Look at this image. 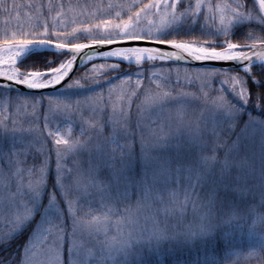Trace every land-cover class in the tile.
Instances as JSON below:
<instances>
[{"label":"snow or ice","instance_id":"snow-or-ice-1","mask_svg":"<svg viewBox=\"0 0 264 264\" xmlns=\"http://www.w3.org/2000/svg\"><path fill=\"white\" fill-rule=\"evenodd\" d=\"M117 7L115 15L104 9L89 14L69 31L64 19L57 23L64 10L57 0L47 5V15L39 6L27 28L0 40V66H7L0 67V102L8 111L15 105L26 118L44 111L42 134L47 133L45 142L51 139L46 151L33 147L39 141L0 144V216L14 217L12 231L0 235V247L24 236L21 253L0 257V264H32L35 241L42 249L40 264H157L145 259V249L158 251L170 238L159 226L161 211L182 212L189 202L194 209L198 203L206 207L199 230L191 235L210 246L215 229L204 221L213 208L256 206L257 196L258 207L264 208V119L252 115L255 108L264 116V0L257 14L260 35L245 34V28H254V17L251 11L245 15L243 0L219 24L214 18L209 23L207 14L201 20L205 5L200 0L108 5ZM133 78L135 88L126 91L123 86ZM114 81L120 82L115 100ZM154 82L160 90L152 88ZM216 84L220 92L210 118L202 112L174 132L161 124L158 112L187 104L189 96L211 98L205 90ZM186 88L197 91H180ZM141 96L144 101L133 109ZM83 104L91 115L73 139V128L60 125ZM48 112L64 120L50 128ZM8 119L0 121V135L18 131L17 120L12 118L10 127ZM250 130H259L258 141ZM69 156L71 167L66 166ZM258 219L264 223V215ZM113 228L116 234L109 236ZM90 248L94 254L86 251ZM260 251L264 254V235ZM197 264L220 261L208 254Z\"/></svg>","mask_w":264,"mask_h":264},{"label":"trees","instance_id":"trees-1","mask_svg":"<svg viewBox=\"0 0 264 264\" xmlns=\"http://www.w3.org/2000/svg\"><path fill=\"white\" fill-rule=\"evenodd\" d=\"M143 2L149 3L150 0H143ZM49 3L56 5L57 0H0V40H2L5 33L11 35L12 32L16 31L21 26L27 28L30 22L34 21L39 6H43L42 11L47 15V5ZM59 3L64 5L63 12L68 13L66 15V24L70 31L71 27L80 26L79 21L88 20L89 14L100 15V10L104 9L105 12L111 11L112 14L115 15V12L119 11V8L109 9L108 5L131 3V0H59ZM192 3L195 4L196 0H192ZM243 3H245L246 9L248 10H253V5L255 6V10H259L254 0H251V3H249L248 0H243ZM69 7L73 9L72 12L68 11ZM52 15L55 16V11L52 12ZM74 18L77 23H73ZM60 19H63L62 16L57 18L58 24ZM49 23H51L50 20ZM252 24L254 28L251 30L245 28V34L251 31L253 35H260V22L252 20ZM247 43H251V41H247ZM96 63L103 62L96 61ZM90 66L91 65H89V67ZM181 68H183V66H181ZM109 75L111 76L114 74L109 73ZM101 79H107V77L102 76ZM133 82H135L134 78ZM113 83L119 84V81H114ZM141 83L146 86L148 82L142 81ZM217 88L218 85L215 90H217ZM125 90L128 91L126 87ZM255 95H257V90H253V97H255ZM142 101L143 98L141 96L136 100L133 109H135L137 104H141ZM254 104L255 101L253 100V105ZM252 115L264 119V116H260L259 111L255 108H253ZM247 119L248 116L245 115L244 120ZM241 125H243V121ZM237 131H239V129H237ZM136 151L139 152L138 144L136 146ZM245 199L251 201L252 196L247 195ZM255 204L256 206L251 204L240 205L235 209L230 206H217L213 208L210 219L212 222H215L214 224L211 223L215 229L216 239L210 246L203 243L201 238H197L191 242L184 241L178 244L170 243L168 246L164 245L161 250L156 251V255L146 253L145 259L157 262V264H159V262H162V264H197V262L202 261L206 255L211 254L220 261V264H264V254H261L260 251V238L264 235V223H261L258 219L261 215H264V208L258 207V196L255 198ZM199 210L200 212H208V209L201 205ZM81 215H83V213H81ZM241 217H243V219H241ZM256 225H259L258 228L262 230L260 234L253 231ZM10 231L12 230H8L5 233ZM23 241L24 236H20L17 240L13 241L10 246L0 247V257L6 258L9 255L15 257L17 254H20L21 249L19 245L23 243ZM250 252H255V255L249 257Z\"/></svg>","mask_w":264,"mask_h":264},{"label":"rangeland","instance_id":"rangeland-1","mask_svg":"<svg viewBox=\"0 0 264 264\" xmlns=\"http://www.w3.org/2000/svg\"><path fill=\"white\" fill-rule=\"evenodd\" d=\"M197 2V0H196ZM200 2L202 4L205 5V8L203 9V11L201 13H199L201 20L203 21L205 18V14H207V16L209 17V23L211 22V19L214 18L216 23L219 24L220 21V17L223 16H227L230 14V10L232 8L235 7V5L239 2H241L240 0H200ZM211 6V8L209 9L208 6ZM217 6H219V10H217ZM239 10V9H237ZM251 11L252 15L254 17L253 20L255 21H259L258 18V13L259 10H248L246 9L245 11V15L248 14V12ZM68 13L63 12L62 14V18L66 21V15ZM147 23V21H145V24ZM78 26V24H77ZM0 67H7V66H0ZM181 72L183 73V68H181ZM175 78V77H174ZM162 77L158 76L156 77V80L159 81L161 80ZM181 79H183V76H181ZM185 83H187L186 81H184ZM117 90L113 93V100L116 99V97L119 95L120 93V82L119 84H116ZM217 90H215V88L217 87ZM124 88L126 87L128 89V91H131L133 88H135V82L128 84V85H124ZM225 87H230L229 85H225ZM153 89L155 90H160L157 89V83H153ZM199 88V85H197V89ZM197 89H192V88H186V89H180V91H187V92H191V93H195L197 91ZM220 86L219 84L214 85V87H210L209 89H206L205 91L209 92V93H213V95L211 96V98L208 97H204V96H200V97H195V96H189L187 97V101L188 103L181 106V105H176L172 108H165L163 109L162 113L158 112L156 115H159L160 117V121L162 125H168L171 128V131H175L176 126L178 124H183L185 126H187L189 123H193L195 121V119L200 116V114L203 112L204 115L208 116L210 118L211 116V110H214V106H213V99L216 98V93L220 92ZM163 91H167V89H162ZM215 90V91H213ZM97 91L99 92L100 90L97 89ZM105 92V96H107V86L104 89ZM143 101H144V97L142 96ZM76 99H83V97H73V100ZM142 101V102H143ZM45 106L47 107V101H45ZM145 110L147 111V106H145ZM183 108L182 111L178 110L180 108ZM8 106L2 102H0V121H3L5 117H9V119L6 121V123H8V125L11 127L12 126V118H15L17 120V129L18 131L15 132V134L12 133H8L6 135H0V144L4 145L5 147H7L13 139L16 140H23L24 143H28L29 141H39V144H33L34 148H43L45 149V151L47 150L48 147H51V139L49 138V140L47 142H45L44 137L47 135L46 132H43L42 134V130H43V126H44V116H45V112L44 111H40L39 115H31L29 118H26L23 114L22 110H18L17 107L15 105H13L11 111L7 110ZM28 112L31 114L32 113V109L28 108ZM48 117H49V126L50 128H55L58 125L59 121H63L64 120V116L63 115H59V114H53L52 112H48L47 113ZM91 115V109L89 107L88 104H83L82 107L76 111L73 112L71 114L70 117H68V119L61 124L60 126L62 128H64L65 130L69 127L73 128V135L72 138L75 139L76 137L79 136L80 131H81V126L83 124L84 121L88 120V117ZM156 115H153L151 118L152 119H156ZM29 120L35 121L34 124H30ZM88 123L90 124L91 121H88ZM33 129V132H29L27 131V129L29 128ZM84 127H87V125H84ZM165 132L169 131L168 127H165ZM89 135H92V132L88 133ZM250 135H255L256 140H259V130H250L249 132ZM106 135V134H105ZM233 139H235V137H233ZM19 146V145H18ZM55 160V157L53 156V161ZM73 158L71 156H69V158L67 159V167H71L73 165ZM55 167L54 163H53V168ZM181 200H183V197L181 196L180 198ZM93 207H97V205H93ZM162 207V206H161ZM170 208H172L171 205H169ZM200 204L198 203L196 208L194 209L193 205L191 202H189L186 207L183 209V211L181 212L180 209L176 208L172 211H170L167 215H165V213L163 211H161L159 213V215L157 216V220L159 221V226L161 229H166L167 231V235L170 237L169 239L163 240L161 242L160 248L158 249L161 250V248L166 245L168 246L170 243H174V244H178L180 242H191L192 240H195L197 238H200L199 236H195L193 237L191 235L192 232L198 231L199 230V226L201 224V216H203L205 214L204 211L199 210ZM85 210H87V206H85ZM264 213V212H263ZM147 214V213H145ZM143 215H141V220H143ZM11 219H14V217H12ZM11 219H5L4 217L0 216V235L4 234L6 231L8 230H12L13 229V224L11 223ZM115 219V217H113V220ZM211 223L212 220L206 219L204 221V223ZM217 222V221H216ZM213 224L215 222H212ZM211 223V224H212ZM259 226V225H258ZM258 226L256 225L253 228V231H255V233H261L262 230L258 228ZM147 227L149 229H151V224L147 225ZM116 231L115 228L112 229V231L109 233V236L115 235ZM101 240L103 239V235H101L99 237ZM86 251H91L93 252V254L95 253L96 249H86ZM156 251L157 250H153L152 252H148L147 249H145V253L148 254H154L156 255ZM29 258L32 260V264H40V262L43 259L42 256V249L40 246V241H35L31 247V251L29 253ZM119 259H123L122 256H118Z\"/></svg>","mask_w":264,"mask_h":264},{"label":"water","instance_id":"water-1","mask_svg":"<svg viewBox=\"0 0 264 264\" xmlns=\"http://www.w3.org/2000/svg\"><path fill=\"white\" fill-rule=\"evenodd\" d=\"M259 8V0H254ZM251 54V53H250ZM253 59H255V57H253ZM45 91H48V90H45Z\"/></svg>","mask_w":264,"mask_h":264}]
</instances>
